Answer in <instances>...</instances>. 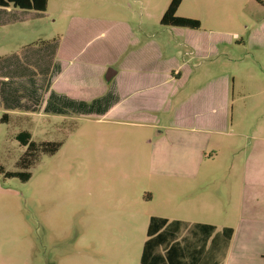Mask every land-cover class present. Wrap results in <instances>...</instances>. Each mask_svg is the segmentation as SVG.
<instances>
[{
	"label": "rangeland",
	"instance_id": "rangeland-1",
	"mask_svg": "<svg viewBox=\"0 0 264 264\" xmlns=\"http://www.w3.org/2000/svg\"><path fill=\"white\" fill-rule=\"evenodd\" d=\"M171 1L0 7V264H141L153 216L190 222L177 227L183 264H264V221L241 224L264 207V0H184L177 14L198 31L161 25ZM75 41L90 61L128 57L160 78L104 104L87 77L50 100L63 115H47L58 72L40 66ZM17 104L36 115L3 123ZM23 131L61 146L38 148L24 167Z\"/></svg>",
	"mask_w": 264,
	"mask_h": 264
},
{
	"label": "crops",
	"instance_id": "crops-1",
	"mask_svg": "<svg viewBox=\"0 0 264 264\" xmlns=\"http://www.w3.org/2000/svg\"><path fill=\"white\" fill-rule=\"evenodd\" d=\"M196 1L201 3L205 2L207 4H209L210 2L209 0H196ZM168 28L184 29L177 27H168ZM187 30H191V29H187ZM191 31H198V30H191ZM73 37L75 38V36ZM56 43L53 46H57ZM59 47L60 48L58 49L52 47L46 54L47 57L46 61H43V65L40 66L43 70H48L52 67L54 68L53 64L57 67L56 70L58 74L54 75L53 77L52 76L50 77L47 83L45 95L43 94V97L45 98L44 101L45 106L43 107V113H47L46 111L49 110L50 112L47 115H51L52 117L61 116L64 114L65 111L64 106L57 107L56 110H52V111L49 109L50 100H53L55 94L58 97L62 95L61 97L65 98L66 94H71L72 91H74V89L77 88L80 84L84 85L85 79L87 77L88 78L94 77L95 79L94 92L98 96V102L104 104L109 103L110 99L108 98L112 97L111 94H113L115 97L117 96V98L124 101L127 98L132 97L134 93H138L143 90H149L148 84L150 83V81H154V79L157 77L160 78V75H156L157 68L156 67L151 68L149 64L144 61L134 62L128 57L127 58L123 57L124 59L120 63H117V61L115 63V60L113 59L111 61H106V63H100V61H98V51L93 53L94 55L93 60L90 61L88 58L86 59L85 57V55L88 52L86 45L82 48L79 42L77 41H75L72 46L70 44L65 45V43H62L61 46ZM109 68H112L113 70L116 71V76L110 82H107L105 80V76ZM109 90L110 92L108 94ZM139 104L140 103L135 105V109H140V110L145 109V106L143 104L140 105ZM17 106L18 104L14 105V108L9 107L1 111L3 114L1 121L3 123H9L11 119V115H16V114L17 115L24 114L27 116L36 115L35 113L24 111V109L21 110ZM128 111L130 112L131 108H126L125 110L122 111V113L125 114L128 113ZM262 152L263 151H261L260 154H262ZM248 213L250 215H244L246 218H248V221L246 222L242 221L243 223H241L243 227L247 228V230H249V227H253L255 225L254 221L257 222L261 220L264 221V207H261L256 210H250ZM153 217L150 218L148 227ZM156 218L165 219L168 221V224L174 225L176 228L177 227L179 228L180 226H184L183 222L185 224L190 223L182 220L174 221L167 217H156ZM230 230L235 231L234 228L233 229L230 228ZM236 230L238 231V229ZM178 235L179 234L177 233L176 242ZM236 235L237 237L235 239H240V242L246 241L244 238H241V236L238 233ZM183 257L184 254L180 253L179 249H177V252L174 255L175 262L177 264H183L184 263Z\"/></svg>",
	"mask_w": 264,
	"mask_h": 264
},
{
	"label": "trees",
	"instance_id": "trees-1",
	"mask_svg": "<svg viewBox=\"0 0 264 264\" xmlns=\"http://www.w3.org/2000/svg\"><path fill=\"white\" fill-rule=\"evenodd\" d=\"M49 0H0L1 8H17L24 11H34L43 13L47 10ZM183 0H172L166 12L161 19V25L165 27H177L191 30H199L201 23L198 20L177 16V11ZM16 139L22 146L27 147V151L21 160L24 167L29 166L33 162V155L38 148L43 147L44 151L55 153L60 148L59 143L38 144L31 140L28 132L20 133ZM48 146V147H47ZM29 155L31 157L27 158ZM3 172V169H1ZM5 177L20 178L23 181L30 179L29 173L7 172ZM208 227V226H207ZM212 229V227H209ZM177 228L168 224L165 219L153 217L148 227V239L144 244L141 264H177L174 255L178 249L176 242Z\"/></svg>",
	"mask_w": 264,
	"mask_h": 264
},
{
	"label": "water",
	"instance_id": "water-1",
	"mask_svg": "<svg viewBox=\"0 0 264 264\" xmlns=\"http://www.w3.org/2000/svg\"><path fill=\"white\" fill-rule=\"evenodd\" d=\"M116 76V71L113 69H109L106 73L105 79L107 82L111 81L112 78Z\"/></svg>",
	"mask_w": 264,
	"mask_h": 264
},
{
	"label": "flooded vegetation",
	"instance_id": "flooded-vegetation-1",
	"mask_svg": "<svg viewBox=\"0 0 264 264\" xmlns=\"http://www.w3.org/2000/svg\"><path fill=\"white\" fill-rule=\"evenodd\" d=\"M109 69H112V68H109ZM112 79H113V78H112ZM112 79H111V80H112ZM105 80H106V79H105ZM109 82H110V81H109ZM28 133H29V132H28ZM29 134L31 135V133H29ZM31 140H32V137H31ZM32 141H33V140H32ZM47 143H48V142H45V143L43 142V143H41V144H47ZM25 148L27 149V147H25Z\"/></svg>",
	"mask_w": 264,
	"mask_h": 264
}]
</instances>
